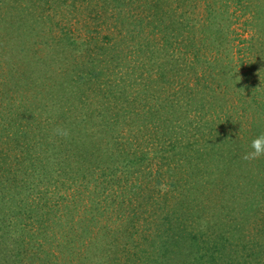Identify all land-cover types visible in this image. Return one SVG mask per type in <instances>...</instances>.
Segmentation results:
<instances>
[{"label":"rangeland","instance_id":"rangeland-1","mask_svg":"<svg viewBox=\"0 0 264 264\" xmlns=\"http://www.w3.org/2000/svg\"><path fill=\"white\" fill-rule=\"evenodd\" d=\"M202 4L191 3L196 18L206 15ZM227 4L222 31L213 39L205 32V44H196L210 62L219 50V62L187 70L190 87L199 85L198 73L206 78L200 85L219 90L191 99L170 77L158 84L168 53L180 62L175 73L194 60L182 61L186 49L177 34L153 59L118 57L109 52L112 44L121 43L119 53L156 36L147 29L130 40L107 19L100 0H0V176H6L0 177V264H44L38 246L59 255L68 216L86 221L75 227L84 225L94 241L86 243L102 256L111 218L128 215L129 200L146 194L160 201L167 194L166 205L172 204L188 195L186 173L201 193L195 210L202 225L194 233L199 243L187 249L182 243L175 264L188 262L193 248L209 246L215 264L252 260L264 248V156L244 159L252 140L264 134V0L243 8L232 0L218 3L225 10ZM18 13L28 31L16 23L21 33H4L1 27ZM191 35L205 38L199 31ZM212 69V76L203 75ZM251 93L259 103L250 101ZM53 121L69 135L52 130ZM72 140L86 154H72ZM96 184L101 191L94 192ZM119 199L126 204H114Z\"/></svg>","mask_w":264,"mask_h":264},{"label":"trees","instance_id":"trees-1","mask_svg":"<svg viewBox=\"0 0 264 264\" xmlns=\"http://www.w3.org/2000/svg\"><path fill=\"white\" fill-rule=\"evenodd\" d=\"M100 1L107 6V10L105 12L107 19H111L112 21H110L116 28L126 29L130 34V40L138 37V34L146 33L147 29L149 32H151L150 34H152L153 37L156 36L153 39L143 37L144 41L142 43L137 42V45H129L125 47L126 50L122 49L119 53L117 51L123 47L119 48L116 45L121 46V43L118 42L116 45L112 44L111 46L114 49L109 48L110 54H113L114 56L118 55V57L119 55L123 54L126 58L130 57V59H132V57L137 58L135 54H144L140 57H148V60L153 59L157 55V52L161 49L168 50L173 46V38L177 34V36L182 37L181 41L186 49V56L183 57L182 61H187L189 55H193L194 60L192 63H189L190 65H188V67L184 68L181 66L182 70H179L180 73H175L173 66L174 64H179L180 62L178 59H175V55L173 53H168V58H166L168 64L162 62L158 66V84L166 83L165 81L170 77L172 79V84H174L176 81L178 86L183 84V87L180 89L185 91V93L187 92L185 97L189 96L191 99H198L200 97L203 98V96L216 94V91L219 89L212 88L211 86L208 87L206 84L200 85V83L205 82L202 79L206 78H203L202 76L199 77L197 71L195 72L197 73L198 77L195 74V78H197L199 85L190 87L188 83L189 77L187 76V70L189 68L193 69L197 66L204 68L203 66H205L206 63L208 64V62L211 64H217L219 62L218 58L216 57L218 56L217 52L219 50H216V56H212L214 59H212L211 62L208 57H204V59H202L200 54L201 51L204 50L202 46L205 44V39L207 38L204 36V33L207 32L210 38L213 39L214 35L217 34V31H222L221 23H226L222 20L225 17L227 18L229 9L228 4L227 10H225L224 6L222 7V5H218V3L220 4L223 0H210L209 2L204 0ZM225 1L226 3H229L231 0ZM232 1H236V3L240 4L241 8L249 5V0ZM193 2L195 4L199 2L200 5L203 3L202 5L205 6L206 13L204 17L201 16L200 18H196L194 16V12L190 11V6ZM260 2L257 1V4H260ZM193 7H195V5H193ZM222 8L226 11V13L223 12ZM22 13L23 11H21V14ZM234 14L236 15L235 12ZM27 15L31 17L29 13ZM16 23L20 24L23 28H25V30L29 28L28 21L25 18H21L20 13H18L16 19L10 20L7 25L4 24L1 27L2 31L6 33L12 28L13 31L18 29L17 31L21 33V28L15 26ZM197 27L199 28L197 29ZM197 31L202 33L205 38L196 39V35H191L193 32ZM157 35L160 36L157 37ZM108 38V35L104 36L103 41L110 43V39ZM187 39H189V44H187ZM196 44H201L202 46L198 47ZM133 60L139 61L137 59ZM208 69H211V67L208 66ZM212 71L213 69L210 71L208 70V73H203V75L206 76L207 74L208 76H212ZM234 72L236 73L235 70ZM200 86H202V90L198 89ZM219 94H221V91ZM118 95H121V93ZM250 97V101L255 103L260 102L257 95L251 93ZM163 109L166 108L163 107ZM65 113L70 114L68 112ZM61 117L65 118V115H62ZM69 117L71 118L72 115L70 114ZM72 119L71 122L73 124ZM260 119L262 120V118ZM56 127L57 124L53 121L51 125L52 130L56 131L58 129ZM72 145H77V143L72 140ZM71 152L77 156L81 155L83 152L86 154L84 149H81L78 145L73 146L71 148ZM191 163L194 164L193 161H191ZM196 164L198 166V162ZM189 167L190 164H188L187 168ZM186 171L188 170H185V172ZM49 174L50 173L46 171L44 176H48ZM186 175L184 174V177H189L190 179V181L189 179L187 180L188 183L185 187L188 195L183 196L182 198L178 197L174 199L172 204L168 203V205H166L169 201L167 200V194L165 193V195L161 197L160 201H158V198L155 199V197L152 195L148 196L146 194H143L144 200H140L139 198L129 200L130 202L127 205L128 215H125L124 211L123 213L115 214L111 218V220L114 218V221H112L114 224L107 229V248H100L101 251L99 252L102 254V256L98 255L97 251H93L95 248L94 244L86 243L87 241L85 240H91V234L89 232L87 233V231H84V225H80L83 226L82 228L75 227L76 224H81V222L87 225L86 221H82V217H80V221H76L75 224V216H68L67 220L62 222V227L70 225V229L67 228L65 230L66 235L62 236L63 241L58 248L59 253L64 255L65 261H63L60 254L58 255L55 254V251L53 252L54 248L53 250L51 247H49L50 249H43L41 246H38L40 247V251H38V253H45L46 261L44 264H78L79 261H81L82 264H87L86 260L90 259L91 255L94 256L91 258L90 264H175L178 261L177 259L179 256L182 254L179 251L182 248V243H184L187 249L191 248L194 243L199 241V237L197 238V235L194 233H199V231L201 232L202 225L200 222V217L197 215L199 214V211L195 210L197 209V201H199V196L201 193L198 191L197 184L194 183V180H192V177H190L192 174L186 173ZM0 177L6 178L4 175ZM107 183L109 184L108 180ZM225 188H227V186ZM95 191H101L99 184H96L94 192ZM101 193H103V191ZM105 199H107V196H105ZM102 200H99V205L101 204L99 208L103 206ZM94 202L96 203V199H92V203ZM114 204L121 205L122 207L126 203L124 200L122 201V199H119V202L115 201ZM163 204L166 206H162ZM163 207H165L166 210H163ZM93 218L96 219L97 217L94 216ZM82 233H86V235L80 236ZM52 235H56V233L53 232ZM55 238L57 240V237ZM81 239H83V241ZM58 241L59 240H57V242ZM79 241H82V243L79 244ZM95 243L97 245L100 244L98 242ZM104 243L106 242L104 241L102 244ZM38 247H33L32 249L35 250V248ZM205 249L206 250L203 248L191 249L195 250V253H191L190 255L187 254V258H189V260L184 264H200L201 262L208 261L210 264H215V254L212 253V255H207V252L210 250L209 246H206ZM55 250L57 251V249ZM95 254L98 256L95 257ZM21 256L22 254L17 251L15 258L18 259L21 258ZM15 258H13L14 261H17ZM247 259L248 256H242L240 260L243 261H238L239 258L237 257L235 264H264V248H261L260 252L253 254L252 260ZM228 264L233 263L228 262Z\"/></svg>","mask_w":264,"mask_h":264},{"label":"clouds","instance_id":"clouds-1","mask_svg":"<svg viewBox=\"0 0 264 264\" xmlns=\"http://www.w3.org/2000/svg\"><path fill=\"white\" fill-rule=\"evenodd\" d=\"M56 132L57 134L62 135V136L69 135V132L67 129L58 128ZM251 148L253 150L244 155L245 160H254L261 156H264V134H261L257 138L252 140Z\"/></svg>","mask_w":264,"mask_h":264}]
</instances>
